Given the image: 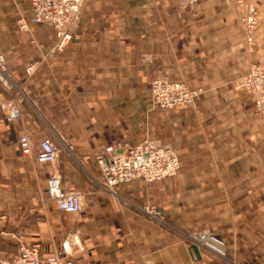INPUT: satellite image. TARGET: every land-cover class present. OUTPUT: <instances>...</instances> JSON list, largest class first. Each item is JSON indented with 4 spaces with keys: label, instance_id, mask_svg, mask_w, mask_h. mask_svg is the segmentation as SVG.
Instances as JSON below:
<instances>
[{
    "label": "crops",
    "instance_id": "0c3cea01",
    "mask_svg": "<svg viewBox=\"0 0 264 264\" xmlns=\"http://www.w3.org/2000/svg\"><path fill=\"white\" fill-rule=\"evenodd\" d=\"M251 10L259 21L253 53L242 24ZM30 14L29 0H0V54L19 86L0 84V258L40 245L49 264L78 237L68 264H264V121L241 88L250 66L264 62V0H84L62 49ZM156 77L200 94L190 106L155 109ZM14 104L22 117L8 123ZM44 138L60 149L54 165L35 160ZM120 143L173 149L177 177L121 185L119 197L105 192L96 157ZM53 173L82 195L80 213H60L47 197ZM205 229L225 241L226 259L192 251L184 234Z\"/></svg>",
    "mask_w": 264,
    "mask_h": 264
},
{
    "label": "built area",
    "instance_id": "2783aa9c",
    "mask_svg": "<svg viewBox=\"0 0 264 264\" xmlns=\"http://www.w3.org/2000/svg\"><path fill=\"white\" fill-rule=\"evenodd\" d=\"M31 6L30 23L48 25L59 41L57 49H62L73 39L72 28L78 21L84 0H29ZM243 30L246 48L250 53L256 49V32L259 21L257 13L249 11L243 18ZM20 31L28 32L29 23L24 19L18 21ZM38 64L32 63L25 70V75H34ZM0 84L5 91H13L16 83L9 75L7 59L0 54ZM241 88L254 97V112L264 121V62L253 63L242 78ZM20 91V90H19ZM20 103L25 101L20 91ZM200 94V91L189 89L184 83L171 82L164 77H156L151 82V98L155 109L173 111L190 106ZM3 101L0 99V106ZM22 112L19 105H11L5 120L14 123L20 120ZM18 145L25 157L33 154L30 137L22 134L18 138ZM60 149L48 138H44L38 145L35 160L39 165H54L58 159ZM97 165L102 173L101 186L105 192L119 197L118 188L121 185L135 181L154 183L177 177L181 161L179 155L169 147L145 149L141 145L131 146L120 143L107 147L103 154L96 157ZM47 197L55 203L57 210L64 214H77L82 211V195L77 192H68L64 189L62 177L53 173L47 179ZM143 212L148 216L159 219V213L152 207H145ZM184 237L190 247L196 246L199 250H206L220 259H226L225 241L205 229L187 232ZM76 249H80L78 237L67 240L62 244L60 257L48 260L49 264H68ZM0 264H42L40 259V245H20L17 257L13 259L0 258Z\"/></svg>",
    "mask_w": 264,
    "mask_h": 264
},
{
    "label": "water",
    "instance_id": "95a60500",
    "mask_svg": "<svg viewBox=\"0 0 264 264\" xmlns=\"http://www.w3.org/2000/svg\"><path fill=\"white\" fill-rule=\"evenodd\" d=\"M191 249L195 253V255L200 258L199 249L196 246H192Z\"/></svg>",
    "mask_w": 264,
    "mask_h": 264
},
{
    "label": "rangeland",
    "instance_id": "374dc122",
    "mask_svg": "<svg viewBox=\"0 0 264 264\" xmlns=\"http://www.w3.org/2000/svg\"><path fill=\"white\" fill-rule=\"evenodd\" d=\"M260 62V61H259ZM262 62V61H261ZM26 70V69H25ZM8 71H9V69H8ZM10 75V74H9ZM11 76V75H10ZM164 78H166V77H164ZM13 79V78H12ZM167 79V78H166ZM14 80V79H13ZM14 82H15V80H14ZM16 83V82H15ZM185 84V83H184ZM17 85V84H16ZM186 85V84H185ZM2 86V85H1ZM187 86V85H186ZM17 87H19L18 85H17ZM188 87V86H187ZM190 89V88H189ZM11 92V91H10ZM69 241L71 240L70 238L68 239Z\"/></svg>",
    "mask_w": 264,
    "mask_h": 264
}]
</instances>
